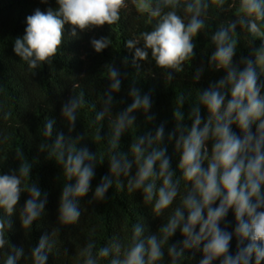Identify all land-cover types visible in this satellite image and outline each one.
<instances>
[{"label": "clouds", "instance_id": "9594fccd", "mask_svg": "<svg viewBox=\"0 0 264 264\" xmlns=\"http://www.w3.org/2000/svg\"><path fill=\"white\" fill-rule=\"evenodd\" d=\"M56 3L55 9L49 7L46 12L36 9L27 16L25 34L14 41L15 54L27 63L29 70L52 64L65 42V24L72 26L71 37H77V29L87 32L106 24L116 25L121 11L128 8L126 0H56ZM131 4L148 26L125 44L134 51L130 63L135 74L128 89L132 102L113 116V105L117 103L113 93L122 86L121 70L113 62L105 65L110 83L99 94V109L97 103L86 101L81 90L73 93L61 108L68 136L57 133L55 141L49 143L55 121L46 119L43 127L47 139L39 143L38 151L46 153V159L54 160L62 168L59 225L78 223L81 217L78 198L92 190L95 169L107 160L109 174L95 186L88 203L104 201L113 186L128 194L140 191L144 205L151 206L153 216L163 217L164 222L157 232L145 235L146 226L141 218L131 225L130 236L114 234L100 246L93 234L79 252L82 264H163L165 255L170 264H185L188 250L202 251L199 264L215 261L251 264L253 257L255 264H261L264 261V0H131ZM226 12H231L235 19L222 20L212 32L214 20ZM201 32L210 35L215 46L209 68L226 74L206 89L197 90L195 98L191 91L187 95L181 90L176 93L172 113L175 126L167 133V141H174L180 157L178 169L182 175L177 176L167 155L166 122H161L154 131L137 135L134 113L142 111L145 123L156 119L150 111L151 92H142L137 83L141 62L154 61L165 83L171 84L194 59V39ZM242 32L246 34L249 55L235 62ZM257 40L261 41L258 47ZM90 43L100 53L112 45V40L101 37ZM122 64L125 68L129 65L127 56L122 58ZM204 71L203 65L198 67L193 80L198 82ZM148 74L154 75L151 70ZM124 78H128L126 72ZM185 103L190 104L187 117L182 110ZM85 107L94 114L92 142H107L104 153L77 147L86 139L85 131L75 137L71 135L80 110ZM202 107L207 110L206 119ZM106 118L110 134L105 140L101 127ZM186 119L191 121L190 126ZM233 125L238 127L239 134L233 131ZM126 132L131 134L132 141L130 149L124 152L121 137ZM15 159L19 162L18 170L0 174V259L2 264H18L21 258L31 264H46L48 254L57 248L54 237H59V227L50 235L41 236L27 255L23 246L11 244L8 238L13 228L11 218L17 212L22 193L29 197L18 216L26 236L34 222L41 219L47 203V193L31 179L33 162L28 161L21 147L16 148ZM72 180L74 184L69 183ZM230 210L235 221L231 231L228 228L232 222L226 219ZM178 230L183 239L170 243ZM234 237L235 254L231 252Z\"/></svg>", "mask_w": 264, "mask_h": 264}, {"label": "trees", "instance_id": "16d2710c", "mask_svg": "<svg viewBox=\"0 0 264 264\" xmlns=\"http://www.w3.org/2000/svg\"><path fill=\"white\" fill-rule=\"evenodd\" d=\"M126 2L128 8L121 11L120 21L111 27L106 24L87 32H80L77 29V37H71L72 26L65 24V42L61 52L54 57L52 64H44L37 70H29L27 63L15 54L14 41L18 37L22 38L25 34L27 16L33 14L36 9L46 12L49 7L57 8L56 0H48L47 3H42L41 0H0V174H10L11 170H18L19 162L15 159V150L21 147L28 161L33 162L32 181L38 184L42 192L47 193L44 214L38 222H34L32 230L27 236L21 228L18 216L29 197L27 193L21 194L17 212L11 218L13 228L9 231L8 238L11 244L17 247L23 246L27 255L31 248L38 245L41 236L50 235L54 228L59 227V237H54L57 239V248L48 254L46 264H82L79 252L93 234L100 246L114 234L130 236L131 225L141 218L146 226L145 235L157 232L164 222L163 217L153 216L150 210L151 206L144 205L143 195L140 191L128 194L126 190L118 192L113 186L109 189L104 201L88 203L92 199L95 186L99 184L103 176L109 174V164L105 160L95 169L96 175L92 180V190L87 196L78 198L81 210L78 223L59 225L58 207L63 188L62 168L54 160L46 159V153L38 151L39 143L47 139L43 135L46 119L55 121L53 135L49 139V143L55 141L57 133L63 132L65 136L69 135L61 108L73 93L78 94L83 90L86 101L97 103L99 109V94L106 90L110 83L106 78L105 65L114 62L122 74L121 90L113 93L114 100L117 102L113 105V116L132 102L131 97L128 96V89L131 86V77L135 74V69L131 67L130 63L134 51L127 49L125 44L128 39L147 30L148 26L144 22L145 18L141 17L132 6L131 0H126ZM231 15V12H226L219 19H215L211 31L214 32L216 24L218 25L222 20L235 19ZM101 37L110 38L112 45L97 53L90 41ZM240 39L234 57L235 62H238L241 56L249 55L246 34L242 32ZM194 43L196 44L194 59L185 65V72L177 75L171 84L165 83L162 72L156 68L154 61L151 63L141 62V75L138 77L137 83L142 92H151L153 107L150 111L156 117L154 122L145 123L142 111L134 113L137 117V135L143 134L147 130L154 131L161 122H166L167 155L171 158L172 169L177 176L182 175L178 169L180 157L175 151L174 141L171 143L167 141V133L172 131L175 126L172 113L176 93L181 90L187 95L191 91L195 98L197 90L206 89L210 83L219 80L226 74L223 70L213 71L209 68V59L215 50L210 35L206 36L204 32L198 33ZM260 43L261 41L257 40L255 45L258 47ZM125 56L129 59V65L126 68L122 64V58ZM201 65L204 66L205 71L201 79L195 82L193 80L195 71ZM149 70L154 75L148 74ZM125 72L128 74V78H124ZM119 101H123V103H119ZM182 110L187 117L190 104L185 103ZM201 113L206 119L207 110L202 107ZM6 115L7 119H5ZM93 115L87 107L80 110L79 120L71 135L75 137L85 131L86 139L81 141L77 147L86 146L91 152L104 153L107 150L106 141L95 144L92 142L96 127L92 124ZM185 123L191 125L190 120L186 119ZM232 127L233 131L239 134L238 127L236 125ZM108 132L110 134L109 122L106 118L101 127V135L105 140L108 137ZM132 134L134 135V130ZM131 141V134L126 132L121 137V150L127 152L130 149ZM208 146L211 149L210 142ZM134 174L135 167L132 169V175ZM69 183L74 184L75 180ZM178 202L179 198H177ZM226 219L232 222L228 228L231 231L235 223L231 210ZM182 239L178 230L170 239V243ZM235 251L236 239L234 237L231 241V252L235 254ZM186 256L188 259L185 264H199L202 259V251L188 250ZM0 264H2V259H0ZM18 264H31V261L21 258ZM163 264H170L167 255H165ZM214 264H219V261H215ZM251 264H255L254 257ZM261 264H264V261Z\"/></svg>", "mask_w": 264, "mask_h": 264}]
</instances>
